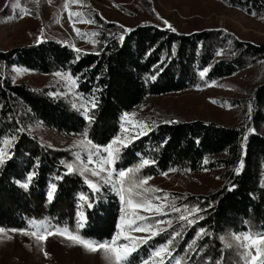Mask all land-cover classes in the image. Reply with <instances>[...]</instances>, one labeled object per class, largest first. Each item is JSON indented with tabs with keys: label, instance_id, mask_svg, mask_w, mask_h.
Returning <instances> with one entry per match:
<instances>
[{
	"label": "trees",
	"instance_id": "obj_1",
	"mask_svg": "<svg viewBox=\"0 0 264 264\" xmlns=\"http://www.w3.org/2000/svg\"><path fill=\"white\" fill-rule=\"evenodd\" d=\"M222 1L248 11L261 6L256 0ZM131 30L105 31L95 51L77 53L51 38L11 50L0 48V150L4 159L0 165V226L27 229L34 221H47L54 228L76 234L78 222L86 216L87 224L79 229V235L99 242L112 240L123 214V202L109 187L94 190L90 186L79 155L99 154L103 146L118 140L120 143L113 145L119 149L115 171L136 169L143 159L154 161L123 178L127 195L130 187L133 193L146 188V184L135 187L130 179L139 184L164 172L223 168L227 178L224 185L208 193L172 191L170 201L175 200L182 212L184 205L201 209L188 217L197 222L189 225L179 221L176 217L180 212L165 209L170 215L157 219H171L173 227L159 225L167 231L146 243H137L138 252L133 253L136 264L151 259L155 264H167L168 252L175 254L172 264H244V249L234 241L233 234L264 232V133L259 130L264 123V42L229 38L218 29L171 31L154 23H142ZM257 64L258 81L250 91L252 123L257 128L254 134H246L245 126L198 117L143 116L142 121L151 127L139 133L122 124L126 113L135 112L150 97L200 87ZM11 65L43 74L61 71L74 80L79 77L76 87L85 108L53 96L49 87L14 82L6 72ZM206 68L209 71L201 78L200 72ZM34 122L66 135L83 136L87 131V136L79 146L57 147L32 133ZM245 135L246 142L242 140ZM69 164L73 166L71 173ZM28 176L32 177L30 181ZM25 183L27 188L23 187ZM53 184L56 188L49 199ZM89 203H94L91 209ZM201 229L206 234L197 238ZM174 232L182 234L168 251L154 256L153 252ZM194 240L195 247L189 250ZM258 247L264 250V245Z\"/></svg>",
	"mask_w": 264,
	"mask_h": 264
},
{
	"label": "rangeland",
	"instance_id": "obj_2",
	"mask_svg": "<svg viewBox=\"0 0 264 264\" xmlns=\"http://www.w3.org/2000/svg\"><path fill=\"white\" fill-rule=\"evenodd\" d=\"M256 1L261 5L260 8L254 7L248 11L222 0H0V48L11 50L51 38L61 41L63 45L73 50L95 51L101 45L105 31L109 33L117 29L118 32H124L142 23L166 27L164 21L180 31L218 29L229 38L262 43L264 0ZM76 29H79V32ZM85 33L88 35H83ZM17 69L22 71L17 72ZM258 71V64L251 65L231 77L211 81L200 87L150 97L138 110L126 113L127 115L122 117V124L124 128L139 133L143 131L141 123L143 116L185 120L198 117L257 130L252 123L253 111L249 115L248 109L250 106L253 108L249 103L250 91L258 81ZM6 72L14 82H26L36 88L49 87L53 96L70 99L78 108L86 106L77 92L74 79L67 73L58 71L43 74L18 65L7 67ZM58 73L60 75H57ZM259 130L264 133V123ZM32 131L43 141L57 147H75L81 145V141L85 142V138L79 134L66 135L42 122H34ZM107 146H103L99 154L90 153L88 157L79 155L84 165L83 172L91 184L109 187L120 199L121 195H124V200H121L123 214L117 233L122 232L123 235L137 238L148 237L152 234L150 231L137 232L128 224L134 214L153 215L143 209H133L127 203L129 199L141 203L142 198L129 196L125 190L118 191L123 186L116 175L112 176V180L117 182L115 186L105 184L102 179L109 171H115L114 163L103 162L107 156L104 152ZM93 171H100V176L93 175ZM164 173L146 179V188L162 190L156 192V194L161 192V195L144 194L153 204L170 201L171 195L167 196V200L164 196L172 194V191L208 193L227 182L223 168H204L192 173L180 171ZM155 196H160L161 199L156 200ZM40 223L34 221L31 224ZM49 225L48 232H55L57 228L52 227L50 223ZM0 228L4 229L0 232V264H115V261L109 262L105 259L102 250L90 252L66 236L49 235L46 240L38 241L31 235L13 232L14 228L4 226ZM26 230L31 232L36 229L29 227ZM38 235L45 233L41 231ZM250 236L256 238V234ZM123 242V236L117 237V244ZM131 243L130 241V246ZM252 254L257 255L255 247ZM259 259L264 257H258L257 261L250 264H259ZM151 261L152 259L148 260V264H155Z\"/></svg>",
	"mask_w": 264,
	"mask_h": 264
},
{
	"label": "snow or ice",
	"instance_id": "obj_3",
	"mask_svg": "<svg viewBox=\"0 0 264 264\" xmlns=\"http://www.w3.org/2000/svg\"><path fill=\"white\" fill-rule=\"evenodd\" d=\"M27 11V10H25ZM91 22V21H90ZM164 24L166 25V27L168 28V30L171 31H176V29H174L167 21H164ZM77 32H79V29H76ZM126 31H132L131 29H127ZM83 35H88L87 33L83 34ZM92 35H96V33H92ZM124 37L121 36V40ZM75 51L77 53H80L81 50L80 49H75ZM219 54V53H218ZM22 70L17 69V72H20ZM26 71V70H24ZM207 71H209V69H204L203 71L200 72V76L201 78H203ZM57 75H60L59 73ZM67 79V77H66ZM79 79V77L76 78V80H73V83H76L77 80ZM214 83V82H213ZM251 105V102H249ZM92 107H95V100L91 101ZM252 112V108L251 106L248 109V114L250 115ZM85 115L87 116V113L85 112ZM127 115V114H125ZM89 122H91V117H87ZM166 123H170V122H174V121H165ZM142 123V130L144 132L150 130L151 124L150 123ZM245 132L246 134H254V129L251 128H245ZM83 136H87V131H85L84 133H82ZM247 139V135H245L244 137H242V140H244L246 142ZM80 143H83V141H81ZM90 143V141H89ZM120 143L118 140H114L112 141V143H110L107 147L104 148V152L107 154L105 160L103 161L104 163H114L115 159H118V154L119 153V149L113 148L114 144ZM244 151L243 147H242V152ZM4 163V159H3V154L0 153V165H3ZM150 163H154V161H150L148 159H143L142 163H140L136 169L133 168H129L127 169V172L125 170H119V171H109L107 173V175L105 177H102V179L104 180L105 184H110L115 186V184L117 182H114L112 180V176L116 175L118 176L120 179L119 183L121 184V186L124 184V179L126 177V175L128 173H132L134 171H137L139 168H143L144 166L149 165ZM205 163H208V161H205ZM242 167V164H241ZM68 171L71 173L73 171V166L71 164L68 165ZM101 171H103V169H101ZM240 169L237 168L236 169V173L239 174ZM81 175H83V172L80 173ZM93 175L95 176H100V171H93L92 172ZM164 175H167V173H164ZM26 179L28 181H30L32 179L31 176L26 177ZM147 179H150L147 178ZM130 184H133L135 187L137 188H143V185L147 182V180H143L140 181L139 184H136L134 180H129L128 181ZM90 184V186L94 189V190H99L97 188L96 185L91 184V182H88ZM23 187L27 188L28 184L25 183L23 184ZM56 185L53 184L52 185V190L49 191L48 193V197L49 199L52 198L53 195V191L55 190ZM118 191L123 192L124 189L123 187H121L120 189H118ZM157 191H162L159 189H154V188H143L142 192H135L133 193L132 188L130 187L129 189H127V192L129 194V196L131 195H137L142 197L143 202L141 203H136L134 200L129 199L127 201L128 205L133 208V209H143L146 212H150L153 213L152 216H145V215H137L134 214V217L132 220L128 221V224L133 228L134 231L137 232H145V231H150L152 233V235L150 237L147 238H137V237H132V236H128V235H123L122 232H118L117 233V237L123 236V243H119L117 244V237H113L112 240H105L103 242H99V241H95L93 239H85L83 236L79 235V229H82L86 226L87 224V217L84 216L81 218V220L78 222V229H77V233L73 234V233H69L68 230L65 228L64 230H60L58 227L56 229L55 232H48V227L49 222H41L39 225L37 224H30V227H34L36 230L35 231H27L26 229H12L13 232H21L24 235H31L33 237H36L37 240H46L47 236L49 235H61V236H66L67 239L73 241L74 243L83 245L86 249H88L90 252H97L98 250H102L105 254V259L109 262L115 261V264H136L135 262V256L133 255V253L138 252V248H137V243H146L148 239L153 238L154 236L161 234L162 232L167 231V229L164 228H160L158 227L161 224L166 223L168 228H172V220L169 219L167 221H164L162 219H157V217H163V216H167L170 215L169 212H166L165 209H171V212H180L181 214L176 217L177 220L179 221H185L187 224H195L197 222L196 219H189L188 217L190 215H192L193 213H198L201 211V209H199L198 207H192L191 209H189V207L187 205L183 206V212L181 211V208L176 206L175 200H171V201H167L166 203H160V204H153L151 202V200H149L144 194L145 193H155ZM171 195V194H165L164 199L167 200V196ZM124 195H121V200H124ZM156 200H160L161 197L160 196H155L154 197ZM94 206V203H89L88 204V208L91 209ZM200 219H202L203 217H199ZM123 219V218H122ZM148 220H153L154 223H146ZM137 221H139L140 223H137ZM52 227H56L55 225H51ZM153 229H155V231H153ZM4 229L0 228V232H3ZM43 231L45 233V235H38L39 232ZM182 233L181 232H174L172 237L169 238L166 242L165 245L160 246L157 250H155L153 252L154 256H161V253L168 251V246L173 244V240L180 236ZM202 234H206L204 229L200 230V233H198V237ZM221 241L224 240V237H220ZM233 239L234 241L238 242V246L244 249V252L242 253L243 258H244V264H250V262H255L258 260V257H264V250L260 249L258 247V245H264V232H260L258 234H256V238L253 239L249 234L244 233L241 235H235L233 234ZM131 243V246L129 244V242ZM231 246V245H229ZM195 247V240L193 241L192 244H190L188 246L189 250H193ZM255 247L256 249V253L257 255H253L252 254V249ZM47 255V253H45ZM168 256L169 259L167 260V264H172V261L176 259L175 254L172 252H168ZM188 258V253H186V257L185 259ZM140 264H148L147 261H142L140 262ZM177 264H179V261H177ZM259 264H264V259H259Z\"/></svg>",
	"mask_w": 264,
	"mask_h": 264
}]
</instances>
